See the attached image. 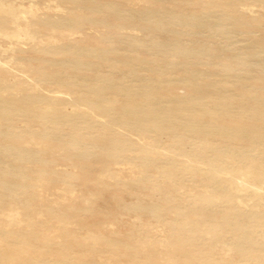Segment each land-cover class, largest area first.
<instances>
[{
	"label": "bare ground",
	"instance_id": "6f19581e",
	"mask_svg": "<svg viewBox=\"0 0 264 264\" xmlns=\"http://www.w3.org/2000/svg\"><path fill=\"white\" fill-rule=\"evenodd\" d=\"M131 1L0 0V264H264V0ZM104 178L162 237L71 227Z\"/></svg>",
	"mask_w": 264,
	"mask_h": 264
},
{
	"label": "rangeland",
	"instance_id": "374dc122",
	"mask_svg": "<svg viewBox=\"0 0 264 264\" xmlns=\"http://www.w3.org/2000/svg\"><path fill=\"white\" fill-rule=\"evenodd\" d=\"M131 2L136 7L143 6V3L138 2L137 0H132ZM178 9L180 11H187V12L191 11L190 7H186V6H180ZM261 13L264 14L263 11H261ZM127 32L129 33V31ZM132 32H134V34L138 35L141 38H143L144 36V34L139 31H132ZM256 34L258 36H261L262 31H260L259 29H256ZM196 38L198 40L202 39L200 43H207L208 45L211 44L217 47L219 46L218 42L216 41V39L213 38L210 32L208 33V32L200 31V33L196 35ZM248 38H249L248 35H242L240 37L241 40L239 42L238 47L242 48L243 51L249 48ZM184 39L188 40L189 38L184 37ZM245 42L247 43L245 44ZM89 44L96 45V42L90 39ZM22 46L24 47V50L26 51L28 50V45L25 44ZM11 47L15 48L14 45L6 41H1L0 43V48L3 52L4 50H7V51L11 50L12 49ZM26 53H28V56L30 57L32 56L35 57L33 54L29 53L28 51ZM4 54L5 55L2 58L5 60L11 57V54L9 53V51L5 52ZM181 91L185 92L183 88L179 87L178 92L184 93ZM133 154L136 155V153H133ZM118 166L119 167L115 166V169L116 170L121 169V171H123L124 173L123 176L126 179H131L130 173H128L130 170V166L128 165H118ZM58 167L62 168V166H58ZM75 192L77 195L75 197H72V199L71 197H69L68 203H71V204L73 203L78 208L83 207V202H82L83 198L90 199L89 208L91 209V211L80 213L81 216L75 219V221H73V223L71 224V227L73 228L78 227L82 235L87 234V232L83 228H85L86 230L91 229L94 231H98L105 235H112L116 233L126 234L127 232L131 230L132 225L138 224V225H145L149 227V230L152 232L153 235L162 237L163 235V229H161L162 227H159L157 223H155L154 221H151L149 217L143 216L140 218L136 214L123 213L121 210L117 208V205H118L117 200H118L119 195L128 202H130L132 198L127 193H124V192L118 193L111 179L104 178L101 181V184L89 183L87 186H84V187L77 186ZM46 194L49 195L51 199H55L56 195L62 194V186L57 185L55 186L53 190L48 191Z\"/></svg>",
	"mask_w": 264,
	"mask_h": 264
}]
</instances>
